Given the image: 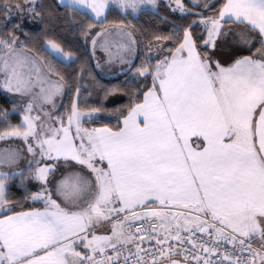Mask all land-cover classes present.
I'll use <instances>...</instances> for the list:
<instances>
[{
  "label": "snow or ice",
  "instance_id": "1",
  "mask_svg": "<svg viewBox=\"0 0 264 264\" xmlns=\"http://www.w3.org/2000/svg\"><path fill=\"white\" fill-rule=\"evenodd\" d=\"M0 94V264H264V0H0Z\"/></svg>",
  "mask_w": 264,
  "mask_h": 264
},
{
  "label": "trees",
  "instance_id": "2",
  "mask_svg": "<svg viewBox=\"0 0 264 264\" xmlns=\"http://www.w3.org/2000/svg\"><path fill=\"white\" fill-rule=\"evenodd\" d=\"M43 2L45 4H52L54 6L56 0H43ZM115 15V13H112L109 18L112 19L115 17ZM31 23L35 25L39 24L38 21H33ZM141 23H143V19L141 20ZM35 25H29L27 28L28 32L32 34V38H34L35 35L39 33L40 29L43 27L42 24L40 25V27H36ZM49 34L54 35L51 28L49 29ZM55 38L63 41L66 47L70 46L71 50L76 51L78 55L83 51L82 48L77 49V45L79 44V42L73 39L72 33L70 32H62L60 35H56ZM21 39H25V37L21 35ZM140 47H143V45H141ZM157 58L159 57L157 56ZM84 59L85 58L82 56V59L80 61H77V63L75 65H72L71 67H77L78 65L82 64L84 62ZM139 63L140 59L137 58L132 67L135 68ZM86 68L87 71L84 72L83 79L81 80V83L83 84V87L81 88V95L86 99L88 105L100 106L112 110L111 112L104 114V116H112V119H105L102 117L98 122L107 123L111 126L112 124L116 123V110L120 107L126 106L129 103V96L127 95L126 91L121 90L107 92L106 94V89H111L113 86H117L118 89H127L129 87L135 88L137 85L135 81L131 80L133 73L128 70L114 77H105L97 71L94 61H92L91 64L86 65ZM126 77L128 78L127 83H125ZM140 83L143 84L144 81L141 80ZM65 102H69L67 96H65ZM0 103H4V97L2 94H0Z\"/></svg>",
  "mask_w": 264,
  "mask_h": 264
},
{
  "label": "crops",
  "instance_id": "3",
  "mask_svg": "<svg viewBox=\"0 0 264 264\" xmlns=\"http://www.w3.org/2000/svg\"><path fill=\"white\" fill-rule=\"evenodd\" d=\"M108 39L110 41H119L120 37L116 35H112ZM90 48H91V45H90ZM97 60L99 61V67H96ZM93 61L95 63V67L97 71L102 76H105V77H114L120 73H123L121 72V68L128 69L127 64L121 65V64H116V63H111V64L108 63L106 53L103 51V49L99 47L97 48V51H96V59H94Z\"/></svg>",
  "mask_w": 264,
  "mask_h": 264
},
{
  "label": "rangeland",
  "instance_id": "4",
  "mask_svg": "<svg viewBox=\"0 0 264 264\" xmlns=\"http://www.w3.org/2000/svg\"><path fill=\"white\" fill-rule=\"evenodd\" d=\"M29 25H33V26H34L35 24L30 23ZM127 68H128V67H127ZM123 73H124V72H123ZM120 74H122V73H120ZM118 75H119V74H118Z\"/></svg>",
  "mask_w": 264,
  "mask_h": 264
}]
</instances>
